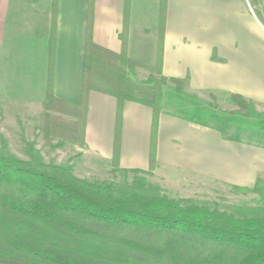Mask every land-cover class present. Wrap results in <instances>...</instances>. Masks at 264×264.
Returning a JSON list of instances; mask_svg holds the SVG:
<instances>
[{
    "label": "trees",
    "instance_id": "1",
    "mask_svg": "<svg viewBox=\"0 0 264 264\" xmlns=\"http://www.w3.org/2000/svg\"><path fill=\"white\" fill-rule=\"evenodd\" d=\"M255 1L251 0L252 4ZM129 2L125 0L120 51L93 42L88 17L81 100L74 103L53 93V0L47 78L39 118L44 140L55 136L83 146L88 93L113 96L117 108L112 166L124 180L79 177L71 163L44 161L31 146L27 159L0 154V264H264L261 176L252 187H233L257 194L255 203L224 208L194 197H170L162 185L146 178L157 162L156 133L161 113L213 128L226 140L264 148V111L257 109L255 100L238 93L223 95L234 108H222L213 90L191 89L184 79L164 76L161 47L150 64L130 57L126 52ZM165 2L159 0L160 45ZM138 68L147 69L150 77L135 78ZM165 88L168 97L164 107ZM126 101L148 106L152 111L146 170L120 168L118 164ZM60 113L76 116L77 120L64 119ZM78 128L82 133L79 138ZM128 174H132L131 179L126 178Z\"/></svg>",
    "mask_w": 264,
    "mask_h": 264
},
{
    "label": "crops",
    "instance_id": "2",
    "mask_svg": "<svg viewBox=\"0 0 264 264\" xmlns=\"http://www.w3.org/2000/svg\"><path fill=\"white\" fill-rule=\"evenodd\" d=\"M29 2L33 24L38 19V26L18 31L16 27L26 18L21 14L22 9ZM52 2L0 0V48H22L25 60L14 58L22 67L32 63L29 54H34L46 78ZM134 5V0H130L126 44L129 56ZM124 6L125 0H56L53 93L57 98L74 103L81 100L89 16L93 42L114 51L121 50ZM155 22L156 33L152 36L157 47L156 57L161 47L164 76L184 79L191 89H208L222 95L238 93L264 102V0H256L254 4L251 0H166L161 45L159 12ZM146 33L144 29L140 36ZM116 108L113 96L96 91L87 95L84 150L91 136L94 141L91 146L111 162ZM151 119L148 106L124 102L120 168L148 169ZM156 161L153 171L165 164L233 186L251 187L258 176L264 175V148L226 140L213 128L166 113H161L158 119Z\"/></svg>",
    "mask_w": 264,
    "mask_h": 264
},
{
    "label": "rangeland",
    "instance_id": "3",
    "mask_svg": "<svg viewBox=\"0 0 264 264\" xmlns=\"http://www.w3.org/2000/svg\"><path fill=\"white\" fill-rule=\"evenodd\" d=\"M157 3L158 0H134V34L129 54L145 64L156 60L157 47L152 33H156L155 19L159 12ZM31 7V2L24 5L21 14H25L26 18L16 30H32L38 26V19L33 24ZM144 29L147 33L141 37L140 34L142 35ZM8 48V50L6 47L0 48V154L27 159L28 149L31 146L44 161L71 163L74 173L79 177L124 180L123 174L113 169L111 159H106L99 149L91 146L90 143L94 142L91 136L88 139L87 150H84L80 144L64 141L61 137L54 136L50 141L43 139L39 131V118L46 85L45 72L42 67L40 68L38 61H35V55L31 53L29 55L32 63L28 67H22L21 63L17 65L14 58L25 60L22 48ZM150 75L147 69L138 68L134 77L146 79ZM215 95L217 103L222 108H234L225 101L223 95L217 92ZM167 97L168 90L165 88L164 107ZM256 107L264 111V102L256 101ZM59 115L69 121L77 120L73 115L62 113ZM76 135L78 138L82 135L80 128L77 129ZM79 147L83 149L79 150ZM131 177L132 174H128L126 178L131 179ZM146 178L162 185L170 197H194L220 208L235 203L253 204L258 197L252 192L236 190L231 184L165 164L158 166L151 175H146ZM261 178L264 180V175Z\"/></svg>",
    "mask_w": 264,
    "mask_h": 264
}]
</instances>
